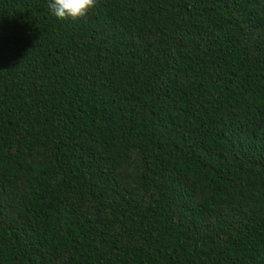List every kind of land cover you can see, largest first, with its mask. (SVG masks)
Wrapping results in <instances>:
<instances>
[{"label":"trees","instance_id":"16d2710c","mask_svg":"<svg viewBox=\"0 0 264 264\" xmlns=\"http://www.w3.org/2000/svg\"><path fill=\"white\" fill-rule=\"evenodd\" d=\"M0 0V264H264V0Z\"/></svg>","mask_w":264,"mask_h":264},{"label":"clouds","instance_id":"9594fccd","mask_svg":"<svg viewBox=\"0 0 264 264\" xmlns=\"http://www.w3.org/2000/svg\"><path fill=\"white\" fill-rule=\"evenodd\" d=\"M97 0H51L49 7L58 19L77 20L88 15Z\"/></svg>","mask_w":264,"mask_h":264}]
</instances>
